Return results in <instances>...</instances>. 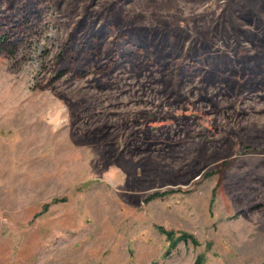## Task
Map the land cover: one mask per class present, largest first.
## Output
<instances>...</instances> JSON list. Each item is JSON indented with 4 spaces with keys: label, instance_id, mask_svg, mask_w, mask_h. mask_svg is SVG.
Returning <instances> with one entry per match:
<instances>
[{
    "label": "rangeland",
    "instance_id": "374dc122",
    "mask_svg": "<svg viewBox=\"0 0 264 264\" xmlns=\"http://www.w3.org/2000/svg\"><path fill=\"white\" fill-rule=\"evenodd\" d=\"M10 33L0 264H264V0H0Z\"/></svg>",
    "mask_w": 264,
    "mask_h": 264
},
{
    "label": "trees",
    "instance_id": "16d2710c",
    "mask_svg": "<svg viewBox=\"0 0 264 264\" xmlns=\"http://www.w3.org/2000/svg\"><path fill=\"white\" fill-rule=\"evenodd\" d=\"M23 25H27V23H21L18 26L15 25V29H13V31H17V35L20 33V30H22L21 28H23ZM12 31V32H13ZM13 34L10 33L9 35H3L0 37V51H8L9 45L12 44L13 42L11 41L13 39ZM12 42V43H11ZM165 235L167 236V239L169 240L171 247L173 248L175 246V244L178 241H186L184 239L185 236H183L182 238H176L173 233H165Z\"/></svg>",
    "mask_w": 264,
    "mask_h": 264
}]
</instances>
